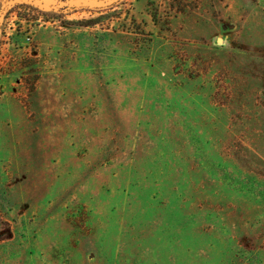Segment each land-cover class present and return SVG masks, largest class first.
I'll return each instance as SVG.
<instances>
[{"label": "rangeland", "instance_id": "rangeland-1", "mask_svg": "<svg viewBox=\"0 0 264 264\" xmlns=\"http://www.w3.org/2000/svg\"><path fill=\"white\" fill-rule=\"evenodd\" d=\"M0 264H264V0H0Z\"/></svg>", "mask_w": 264, "mask_h": 264}]
</instances>
